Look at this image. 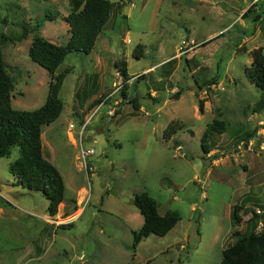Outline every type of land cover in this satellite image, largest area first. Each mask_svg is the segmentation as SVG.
<instances>
[{
  "label": "rangeland",
  "instance_id": "obj_1",
  "mask_svg": "<svg viewBox=\"0 0 264 264\" xmlns=\"http://www.w3.org/2000/svg\"><path fill=\"white\" fill-rule=\"evenodd\" d=\"M108 1L113 10L90 54L73 52L56 71H69L59 92L63 111L43 127L41 141L45 159L65 186L63 213L48 221L69 227H51L44 260L29 264H219L222 250L234 241L232 232L245 231L251 210L263 212L264 112L252 113L260 91L244 69L251 64L250 51L261 47L264 55V6L245 18L250 0H130L129 6V0ZM69 13L68 0H0L2 54L13 80L14 110L38 109L49 82L48 73L28 57L31 36L16 41L22 27L41 22L37 33L63 46ZM138 45L143 56L137 60ZM117 60L127 64L126 97L120 96L112 117L98 115L85 130L82 147L93 150L85 170L77 130L69 131L68 125L78 128L76 118L115 88ZM199 65L206 78L220 77L211 92L194 83L192 70ZM134 98L138 110L130 103ZM199 100L206 107L202 114ZM217 117L225 133L211 134V151L204 154L200 139ZM170 123L179 130L166 139ZM17 156L14 148L9 158L0 159V205L10 206L5 197L33 207L38 218L31 222L39 229L48 203L39 192L27 193L15 183L8 166ZM142 192L156 201L160 215L176 212L179 221L166 236L150 235L134 248L132 234L143 218L133 198ZM235 204L247 210L238 226L230 219ZM29 226L0 221V249L29 240L19 237Z\"/></svg>",
  "mask_w": 264,
  "mask_h": 264
},
{
  "label": "trees",
  "instance_id": "obj_2",
  "mask_svg": "<svg viewBox=\"0 0 264 264\" xmlns=\"http://www.w3.org/2000/svg\"><path fill=\"white\" fill-rule=\"evenodd\" d=\"M124 1L119 0V3ZM68 4L70 13L64 20L68 25L69 37L65 45H55L39 35L37 31L41 22H37L33 28L23 26L21 35L16 38V41H22L31 36L28 57L41 66L49 76L47 96L38 109L18 111L11 107L14 85L3 60L4 38L0 36V159L9 158L12 150L17 149L18 156L8 166L9 173L18 187L27 189L30 193L39 192L44 197L48 203L46 212L50 217L57 215L58 207L64 201L65 192L60 173L43 157L41 141L43 127L55 122L63 111V102L59 98V92L69 71L65 70L58 74L56 71L67 55L73 52L90 54L114 6L108 0H68ZM263 6L264 0L254 6L250 5L243 16L247 18L255 8L259 9ZM259 14H256L254 21H257ZM45 18L49 21L53 20L49 16ZM214 40L204 42L201 46ZM133 56L137 60L140 59L143 56V48L136 46ZM250 57L251 64L250 67L244 69V75L247 81L260 91L259 99L252 106V113L262 114L264 112L263 49L261 47L253 49L250 51ZM113 66L119 71L123 82L129 80L127 64L124 60H117ZM205 71V68L199 65L192 70V73L197 88L208 93L213 91L212 87L219 83L220 77L215 75L206 78L208 72L205 73ZM198 78L202 80L201 83L198 82ZM121 95L126 97L125 89ZM178 97L179 93L174 95V99ZM99 101L92 102L91 107ZM154 102L158 103L157 100ZM130 103L138 110L139 104L135 98ZM203 103V100L198 101L199 114L203 113ZM219 118H214L202 134L200 147L204 154L211 151L209 136L213 133L219 135L225 132V123ZM178 130L173 123L168 124L164 130V138L170 139ZM133 204L143 218L141 227L132 234L134 248L150 235L166 236L179 221L176 212L167 211L160 215L156 201L146 192L134 195ZM262 209L261 214L251 210L252 215L245 222L244 232H232L231 236L234 241L222 250L219 264H264V206ZM242 214H247V210L242 205H234L230 214L231 223L234 226L242 223ZM259 226L260 229L257 230ZM64 227V225L59 226V228Z\"/></svg>",
  "mask_w": 264,
  "mask_h": 264
},
{
  "label": "crops",
  "instance_id": "obj_3",
  "mask_svg": "<svg viewBox=\"0 0 264 264\" xmlns=\"http://www.w3.org/2000/svg\"><path fill=\"white\" fill-rule=\"evenodd\" d=\"M205 109H206V107H205ZM205 109H204V105H203V111H205ZM223 134H220V135H223ZM43 157H44V155H43ZM245 169H246V167H245ZM245 171H248V170H245ZM19 188H21V187H19ZM27 193H30V192H27ZM3 199L7 200L8 204L10 206L5 207V206L0 205V221L4 222L6 225H9L12 222H17L20 220L26 224L29 223L30 226L26 230H22V232H21L22 234L19 235V237L20 236H26V237H31V238L26 241L25 238L23 237L24 243L19 247H11V248H7V250H1L0 249V264H29L31 261L44 260V252L45 251L42 248H43V246H45V244L47 243L49 238H51L52 235L54 234L53 233L54 230L52 228L58 227L57 226L58 222H56V221H60V220H54L53 223H55V224H53V223H49L50 221H48V218L49 219L50 218H52V219L59 218L60 219V216L63 213V209L65 208V205H66L65 202L63 201L59 205L58 212H57V215L55 217H50L47 214V212L45 211L44 214H42L40 216V218H41L40 220L45 225L41 226L39 229H36V227H37L36 222H34L33 220H32L33 222H31V219L38 218V215L35 214V209H32L33 207H31V206L20 207V206H18V204H16L15 202H13V201L5 198V197H3ZM235 205H237V204H235ZM19 212L22 213L23 215L27 216L28 218H26L22 215H19L20 217L16 216V214H18ZM64 226L66 227L68 225H64ZM29 233H32V235ZM18 253H23L24 255L17 257Z\"/></svg>",
  "mask_w": 264,
  "mask_h": 264
},
{
  "label": "built area",
  "instance_id": "obj_4",
  "mask_svg": "<svg viewBox=\"0 0 264 264\" xmlns=\"http://www.w3.org/2000/svg\"><path fill=\"white\" fill-rule=\"evenodd\" d=\"M263 0H250V5H256L257 3L261 2ZM249 5V6H250ZM185 45V44H183ZM186 46V45H185ZM188 46V45H187ZM182 51V49L180 48ZM184 53V52H182ZM115 77H117L118 82L116 83L115 88L102 100H100L96 105L92 106L90 109H88L82 116V118L78 117V124L79 127L76 128V126L73 123H70L68 125L69 131L77 130L78 134V149H79V159L82 162L83 168L87 169V161L88 159L93 155V150H84L82 147V138L84 135L85 130L91 123V121L98 115H106L107 117H112L115 112L118 104L121 102L120 96L122 98L121 92L124 88L123 79L119 73V71L116 70ZM119 96L118 99L115 97ZM180 147H177L179 149ZM73 220V219H72ZM69 223V222H66Z\"/></svg>",
  "mask_w": 264,
  "mask_h": 264
},
{
  "label": "water",
  "instance_id": "obj_5",
  "mask_svg": "<svg viewBox=\"0 0 264 264\" xmlns=\"http://www.w3.org/2000/svg\"><path fill=\"white\" fill-rule=\"evenodd\" d=\"M130 5V2L128 3V6ZM125 11H127V6L124 7ZM76 121H78V118H76Z\"/></svg>",
  "mask_w": 264,
  "mask_h": 264
}]
</instances>
